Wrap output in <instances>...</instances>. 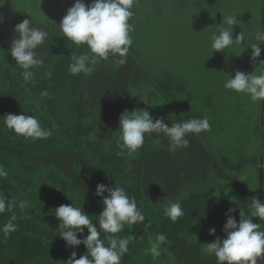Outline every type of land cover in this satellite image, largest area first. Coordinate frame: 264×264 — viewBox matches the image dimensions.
I'll use <instances>...</instances> for the list:
<instances>
[{"label":"trees","instance_id":"obj_1","mask_svg":"<svg viewBox=\"0 0 264 264\" xmlns=\"http://www.w3.org/2000/svg\"><path fill=\"white\" fill-rule=\"evenodd\" d=\"M234 1L136 0L135 15L129 21L135 26L130 33L133 44L126 63L109 56L97 61L92 74L74 76L68 70L71 54L89 49L62 37L58 24L75 0H0L4 17L0 23V117L25 112L36 116L52 133L47 139L26 140L7 130L0 120V165L8 172L0 179V192L17 201L13 211L18 225L6 240L0 233V264H65L72 251L77 259L84 255L87 249L83 244L69 248L59 237L60 222L54 210L73 203L83 208L99 230L97 216L103 204L102 197L94 195L99 183L124 188L129 197H135L146 218L143 224L126 225L123 232L115 234L118 238L135 237L121 264H217L214 255L202 254L201 244L224 238L229 208L236 209L232 215L239 221V211L250 218L252 197L264 202V102H252L248 95L223 86L229 74L234 77L237 70L252 73L261 67L264 44L255 63L250 45L255 33L264 29V0L258 25L253 16L249 18L246 1ZM222 4L227 13L221 12ZM207 9L210 22L205 20ZM222 15L237 17L233 38L242 31L245 40L240 46L213 53L203 42L209 33L200 30V25H214ZM31 18L32 26L47 31L48 38L36 49L44 65L32 69L33 83H25L19 75L23 70L15 64L9 48L15 38L14 26ZM49 71L50 78L45 75ZM45 90L50 97L41 99ZM244 105L253 112L249 116L251 132L237 118H230ZM125 110H148L154 118L164 117L169 126L207 117L211 130L189 134L188 147L174 152L168 150L169 141L162 134H145L137 152L117 155L119 118ZM227 121L233 124L227 126ZM225 133L227 139L222 143ZM251 138L256 144H247V153L239 151L246 144H238V140ZM178 151L190 152L177 157L183 165L163 157H175ZM218 151L225 154L221 159ZM229 156L239 160L236 167L225 164H229ZM191 158L199 167L185 169ZM231 171H251L253 177L241 187ZM190 173L195 180L192 187L181 181ZM204 173L218 183L199 189L197 181L203 183ZM224 176L228 177L225 188ZM255 180L258 191L247 187ZM21 200L28 205L23 213L18 207ZM177 201L184 215L173 223L163 208ZM10 216V212L0 214V226ZM253 222L258 223L259 218ZM144 224L150 226L145 229ZM213 227L215 236L209 235ZM161 233L170 244L162 245L161 257L153 259L148 251L150 241ZM101 239L107 246V236Z\"/></svg>","mask_w":264,"mask_h":264},{"label":"clouds","instance_id":"obj_2","mask_svg":"<svg viewBox=\"0 0 264 264\" xmlns=\"http://www.w3.org/2000/svg\"><path fill=\"white\" fill-rule=\"evenodd\" d=\"M135 3L136 0H91V3L86 4L84 0H75L74 5L67 9L58 24L62 37H67L68 41L75 45H86L89 49V52L80 55L71 54L72 62L68 70L72 75L92 74L97 61L107 60L109 56L114 59L119 57L120 64L126 63L127 54L133 44L130 33L135 30V26L129 21L135 15L132 10ZM3 19V15H0V23ZM32 23V18L24 19L14 26L15 38L9 48L15 64L23 70L19 75L25 83H33L35 73L32 69L44 65V60L37 54L36 49L48 38L47 31L33 27ZM238 23L236 16L222 15V22L210 37L213 53L240 46L244 42L242 31L233 38V26ZM262 44L264 29L255 33L254 42L250 45L253 63L261 56ZM259 65L261 67L252 73L237 70L234 77L229 74L224 88L246 94L252 102H264V60H261ZM45 75L50 78L52 73L49 71ZM40 95L41 99L50 97L47 90ZM0 120L7 130L26 140H43L52 135L49 129L42 127L36 116L25 112L7 113L0 117ZM118 130L117 145L120 151L117 155L127 152L131 156L142 147L145 134H162L169 141L168 150L174 152L188 147L189 134L210 131L211 127L207 117L191 118L171 123L169 126L164 117L154 118L148 110H125L119 118ZM7 176V170L0 165V179ZM94 195L102 197L103 210L97 216L99 230L82 207L71 203L60 205L54 210V215L60 222L59 237L66 242V246L74 248L83 244L87 249L78 259L76 251H72L65 264H121L122 257L129 251L128 246L135 237L127 234L118 238L115 234L123 232L126 225L129 228L138 226L146 219L137 207L135 197H129L125 189L116 184L112 187L99 183ZM27 206L25 201H19L18 207L22 213ZM16 207L15 199H9L0 192V214L11 213L7 222L0 226V233L5 240L17 230V215L13 211ZM249 210L250 218L243 211H239L240 219L237 222L232 215L236 209L229 208L225 214L227 219L223 227L224 238L216 237L210 243L201 244L202 254L214 255L217 264H258V261L264 260V202H261L259 197H252ZM163 211L173 223L184 215L178 201L167 203ZM253 218H259V222L254 223ZM149 226L144 224L145 229ZM85 229L87 235L84 234ZM215 233L214 227L209 228V235L215 236ZM102 235L107 236V246L101 239ZM164 244H170V241L162 233L150 241L148 251L153 259L161 257V246Z\"/></svg>","mask_w":264,"mask_h":264},{"label":"rangeland","instance_id":"obj_3","mask_svg":"<svg viewBox=\"0 0 264 264\" xmlns=\"http://www.w3.org/2000/svg\"><path fill=\"white\" fill-rule=\"evenodd\" d=\"M228 1H234V0H228ZM246 3L249 6L250 10V15L249 18L251 16H253L256 19V23L257 25L259 24V17H262V8H261V4H262V0H245ZM235 2V1H234ZM221 12L222 13H227V11L224 9V4H222L221 6ZM205 20L206 22H210L211 20V15L209 13V10L207 9L205 12ZM222 22V19H219L214 25L211 24L209 26H202L200 25V30H205L204 32L209 33L205 36V38L203 39V42L205 45H210L211 40L210 37L212 35L213 32L217 31V26ZM199 23V20L198 22ZM167 44H169L170 42L167 41ZM210 47V46H209ZM253 115V112H251L250 108L247 107L246 105H244L242 108L240 109H235V111H233V113H231L230 118H237L239 123H241V125H243L245 127V129L249 130L250 132L252 131V127H253V122H252V118L249 116ZM236 123V121H235ZM227 126H231L233 124V122H229L227 121L225 123ZM238 128H240L239 125L235 124ZM225 138L222 139V136L220 137L222 140H220V142L223 143V140L227 139V133H225ZM244 142L246 145L245 146H240L239 147V151H242L244 153H247V151L245 152L244 149L246 148L247 144H256L257 140L255 138H251V139H239L238 140V144L241 142ZM218 158L221 159V157L223 155H225L224 153H220L219 151L216 153ZM230 157V156H229ZM218 161V160H217ZM238 159L235 157H230V161L229 164L225 163L226 165H232V167H236L238 165ZM234 170H236L234 168ZM230 174L235 175L236 177L233 178L235 180V182L238 183L239 186H243V185H247V182L253 177V173L251 171H244L243 173H237L236 171H231ZM232 176V175H231ZM229 175V177L232 179ZM249 189L258 191L259 190V186H258V180H255L254 182H252L250 185L247 186ZM239 222V221H237Z\"/></svg>","mask_w":264,"mask_h":264},{"label":"crops","instance_id":"obj_4","mask_svg":"<svg viewBox=\"0 0 264 264\" xmlns=\"http://www.w3.org/2000/svg\"><path fill=\"white\" fill-rule=\"evenodd\" d=\"M167 154V153H166ZM186 154H190V152H177V155L175 156V157H172L171 156V154H167V156H163L164 158H166L165 160L166 161H168V160H172V159H174L173 161L175 162V163H177V165H183V162H179V160L177 159V157H179L180 155H186ZM192 159V158H191ZM197 161V160H196ZM196 162L192 159V160H187V162L184 164V168L186 169V168H192V167H199L197 164H195ZM201 165V164H200ZM204 175V177H202L201 179H202V181H203V183L202 182H200V181H197V186H198V188L200 189V188H203V186L204 185H210V187H214L215 185H216V182L218 183V181H216V179H214V176H212V178H211V175H209V173L207 174H203ZM183 183H185V184H187V183H189L190 184V186L192 187L193 185H194V178H193V176H192V174L190 173V175L189 176H187L185 179H182L181 180ZM222 182H223V185H224V188L226 187V185L228 184V177H225L224 176V178H222ZM189 186V187H190ZM196 186V185H195ZM196 186V187H197Z\"/></svg>","mask_w":264,"mask_h":264}]
</instances>
